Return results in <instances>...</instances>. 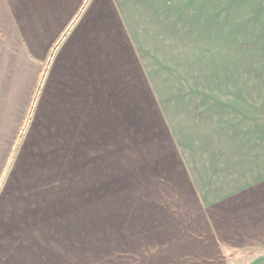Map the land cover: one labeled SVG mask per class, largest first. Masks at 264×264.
Segmentation results:
<instances>
[{
	"label": "crops",
	"instance_id": "obj_1",
	"mask_svg": "<svg viewBox=\"0 0 264 264\" xmlns=\"http://www.w3.org/2000/svg\"><path fill=\"white\" fill-rule=\"evenodd\" d=\"M248 9L254 20L240 23L260 25L264 0H0V172L23 137L0 186V264H29L21 250L38 247L30 218L47 201L22 196L21 186L53 184L58 170L61 183L82 179L86 141L115 135L117 111H127L117 106L131 103L124 84L134 58L180 56L182 41L207 46L214 24ZM194 84L207 91L162 103L175 174L213 247L264 246V81ZM121 120V135L132 136ZM243 264H264V250Z\"/></svg>",
	"mask_w": 264,
	"mask_h": 264
},
{
	"label": "rangeland",
	"instance_id": "obj_2",
	"mask_svg": "<svg viewBox=\"0 0 264 264\" xmlns=\"http://www.w3.org/2000/svg\"><path fill=\"white\" fill-rule=\"evenodd\" d=\"M239 12L227 19L230 23L213 25L215 38L207 46L182 41L180 56L134 58V71L127 73L124 84L131 103L117 106L127 111L123 115L118 109L112 122L115 135L100 137L98 146L86 141L82 179L70 176L61 183L58 170L53 184L36 190L21 186L22 196L36 191L43 194L37 195L39 201H47L46 213L38 209L30 218L37 233L29 237L37 236L38 247L22 249V262L243 264L252 252L264 250V246L218 250L207 241L196 202L175 174L178 149H173V131L162 104L186 98L189 92L207 91L191 88L194 83L252 86L264 81V10L260 25L240 23L254 20L251 9ZM128 59L122 58L126 66ZM136 64L141 72L135 71ZM122 65L118 63V68ZM123 116L127 131L131 124L130 137L121 135L126 131ZM28 122L29 115L24 127ZM22 140V136L14 140L0 172V186ZM41 243L47 247L40 248Z\"/></svg>",
	"mask_w": 264,
	"mask_h": 264
}]
</instances>
